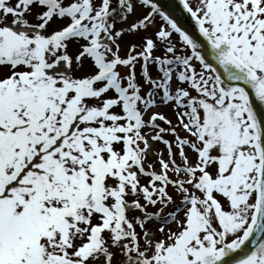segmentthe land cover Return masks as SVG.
<instances>
[{"label": "snow or ice", "instance_id": "snow-or-ice-1", "mask_svg": "<svg viewBox=\"0 0 264 264\" xmlns=\"http://www.w3.org/2000/svg\"><path fill=\"white\" fill-rule=\"evenodd\" d=\"M170 3L0 0V264H264V0Z\"/></svg>", "mask_w": 264, "mask_h": 264}, {"label": "water", "instance_id": "water-1", "mask_svg": "<svg viewBox=\"0 0 264 264\" xmlns=\"http://www.w3.org/2000/svg\"><path fill=\"white\" fill-rule=\"evenodd\" d=\"M161 2H162V3H165L166 6H169V7L172 6L171 3H170V0H161Z\"/></svg>", "mask_w": 264, "mask_h": 264}, {"label": "rangeland", "instance_id": "rangeland-1", "mask_svg": "<svg viewBox=\"0 0 264 264\" xmlns=\"http://www.w3.org/2000/svg\"><path fill=\"white\" fill-rule=\"evenodd\" d=\"M168 115L169 116H171V113L170 112H168ZM160 147H163V145H160ZM166 155V154H165ZM157 167H158V165H157Z\"/></svg>", "mask_w": 264, "mask_h": 264}]
</instances>
